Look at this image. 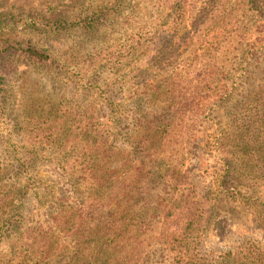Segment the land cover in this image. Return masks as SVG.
Listing matches in <instances>:
<instances>
[{
    "label": "rangeland",
    "instance_id": "obj_1",
    "mask_svg": "<svg viewBox=\"0 0 264 264\" xmlns=\"http://www.w3.org/2000/svg\"><path fill=\"white\" fill-rule=\"evenodd\" d=\"M84 1L65 0L63 11L74 15ZM92 1L97 5L96 0ZM183 1H174L176 10ZM189 1L191 15L188 28L182 27L183 32L190 33L187 43L182 45L183 55L178 69H187L190 77L195 78L187 85L192 98L187 101L183 127L185 137L190 140L183 143L180 149L172 150L171 161L175 166L178 163L177 168L188 178L196 193V205L204 206L205 221L195 227L190 240L197 263L210 264L212 260H221L230 251L236 252L248 241H256L264 248V187L245 180L222 182V155L214 143V139H221V133L229 129L230 109L241 100L248 85L243 84L247 82L239 77L241 69L257 67V58L264 52V3L262 0H245L236 5L235 0ZM15 2L17 0H0V10L5 11ZM125 11L106 28L107 33L99 37L89 36L85 29L77 25L51 39L32 33L19 34L21 38L32 39L34 45L47 49L55 58L67 61L70 68L63 71L51 66L34 67L22 61L19 69L10 70L6 78L10 100L15 103V108L12 105L13 110L7 111L6 118L0 121V168L5 177L2 184L7 191L6 196L10 193L9 201L0 214L4 215L0 218V264H30L29 256L23 252L22 236L17 233L41 224L47 225L53 232L59 210L84 207L89 213H83L92 216L93 221L82 225L80 231L100 226L102 217L115 213L107 203L105 209L102 207L96 211L88 207L87 198L94 185L87 180L89 172L84 171L89 165L81 162L82 154L90 149L89 134L68 146L60 143L61 136H56L62 133H56L54 139L48 141V136L42 133L49 126L44 118H54L60 109L69 107L74 111L76 121L82 113L90 111V117L95 123L99 122L105 134L109 135L108 150L113 155L110 168L115 169L122 164L127 168L130 162L137 163L139 159L144 164L151 161L150 157L139 155L140 122L147 125L148 121L158 116L160 101H152L153 92L157 89L152 87V83L158 78L157 86H161L165 75L157 76L145 71L147 53L140 48V43L156 27L166 30L175 23L183 22L179 12L172 11L165 0H140ZM216 36L220 43L213 49L206 41ZM204 49L207 54L215 56L216 63L200 64L196 55H201ZM101 50H106L109 55L120 52L127 56L122 57L120 66L111 59L97 71L90 69L91 72L89 68L78 71L84 60H90L91 54L101 53ZM208 65L218 67L225 74L226 71H237L228 79L229 75H224L221 85L225 84V87L211 95L203 81L195 76V71L207 72ZM263 76L259 75V78ZM227 92H232L233 97L221 106L220 100ZM70 127L74 129L75 125L71 123ZM147 171L144 165L137 171L133 169L131 175L147 178ZM130 184L123 187L128 189L129 195H136V213L141 214L146 200L165 196L164 186H158V183L151 185L153 197L141 195V181ZM131 221H135V226L137 221ZM121 225L118 224L119 227ZM123 228L120 230L124 234L115 246H123L132 227ZM159 228L157 226L147 238L141 236L138 230L133 232L138 237L134 246L126 249L138 251L147 248L149 258L142 264H175V254L163 244ZM56 230L59 231L58 226ZM55 237L56 242L52 239L56 246L55 258L50 264H68L75 253L76 243L67 233L57 232ZM60 254L64 258H59Z\"/></svg>",
    "mask_w": 264,
    "mask_h": 264
},
{
    "label": "trees",
    "instance_id": "obj_2",
    "mask_svg": "<svg viewBox=\"0 0 264 264\" xmlns=\"http://www.w3.org/2000/svg\"><path fill=\"white\" fill-rule=\"evenodd\" d=\"M64 1L17 0L5 11L0 10V121L6 118L7 111H11L12 105L15 108V103L10 100L9 82L6 80L8 74L11 73L10 70L19 69L22 61L34 67L51 66V68L63 71L70 68L67 61L55 58L47 49L34 45L32 39L21 38L19 34L32 33L51 39L77 25L80 29H85L89 36L99 37L100 34L107 33L106 28L110 27L115 18L121 17L126 9L140 0H96L97 5L92 0H85L74 15H67L63 11ZM174 1L165 0L166 5H169L172 11L179 12L180 21L183 23L178 25L175 23L166 30L157 28L155 25L153 33L141 39L140 43V48H144L147 53L148 63H146L145 71L158 74L157 76L165 75V82L161 83V86H157L158 78L152 83V87H157L153 92L152 101H160L158 116L148 121L147 125L140 122L141 137L138 140V151L139 155L143 154L151 158L149 164H144L139 159L137 163L130 162L127 168L123 164L117 165L115 169L110 168L109 164L112 162L113 155L108 150L109 135L105 134L99 122L95 123L90 117V111L82 113L74 121V111L66 107L60 109L54 118L43 119L49 123L46 132H42L48 136V141L54 139L56 133H62L56 136H61L60 143L68 146L83 140L82 136L89 134L90 149L88 153L84 152L83 159L81 158V163L89 165L84 171L89 172L87 180L92 186L94 185L87 198L88 207L91 211H96L102 207L105 209V203H107V206L114 208L115 213L106 218L102 217L103 222L100 226L94 229L87 227L80 231V227L91 223L93 218L83 213H89L84 207V211H82L83 208L71 207L68 211H57L54 223L59 231L55 227V230L51 232L52 230L47 225L41 224L29 228L26 232L17 233L22 236L23 252L29 256L30 264H50L54 260L56 246L53 245V240L57 241L55 237L57 232L67 233L73 238V243H76L75 253L68 264H142L149 258L150 251L147 248H141L138 251L134 248L129 250L126 248L134 246V241L138 237L133 232L138 230L141 236L147 238L157 226H160L163 244L175 254L173 260L175 264H198L195 260V253H192L193 246L190 236L195 227L205 221V209L203 205L201 207L196 205V193L188 178L177 168L178 163L175 166V163L171 161L172 150L180 149L183 143L190 140L185 137L183 127L186 123L184 117L187 111V101L192 98V93L187 90L190 86L187 87V85L195 79L190 77L187 69H178L180 68L178 67L179 60L183 55L182 45L187 43V36L190 33L183 32L184 28H188L191 15L190 1L184 0L178 10L174 7ZM244 1L235 0L234 4ZM262 2L264 3V0ZM133 42L135 44V41ZM206 43H210L214 49L220 40L216 36ZM124 56L127 55H121L120 52L109 55L106 50H101V53L91 54L90 60H84L78 71L82 72L83 68L97 71L111 59L120 66ZM214 58L213 54H207L206 49L201 55H196V59L204 65L216 63L217 60ZM257 61V67L241 69L239 77L247 83L241 82L248 85L241 100L236 101L230 109L229 129L221 133L222 140L214 139V143L219 154L222 155L220 160L223 166L220 179L222 182L245 180L253 181L264 187V76L259 78V75H264V52L259 55ZM171 70L173 74H170ZM197 72L200 71H195L196 78L203 81L210 95L225 87V84L221 85L224 75L227 77L228 74V79L237 73V71H226L225 74L214 65H208L205 73ZM183 85L185 88L182 87ZM231 97H233L232 92L225 93V97L220 100L221 106L230 102ZM71 123L75 125L74 129L70 127ZM144 165L148 168L147 178L141 175H131L133 169L137 171L140 166L144 167ZM2 172L3 169L0 168V214L10 197V193L6 196L7 191L4 190L2 184L5 178ZM139 181H141V195L146 194L153 197L150 192L153 183L164 186L165 194L157 199L153 197L152 200H146L141 207V214L136 213L134 209L136 195H129L128 189L123 187L130 183L139 184ZM131 220L137 221L136 230L135 221ZM118 224L122 225L119 227ZM123 227L132 228L128 232V238L124 239L123 246H115L124 234V231L120 230ZM59 256V258H64L63 254ZM135 256L137 258H134ZM210 264H264V248L256 241H248L236 252L230 251L221 260H212Z\"/></svg>",
    "mask_w": 264,
    "mask_h": 264
}]
</instances>
